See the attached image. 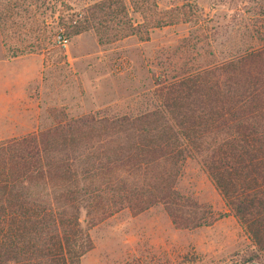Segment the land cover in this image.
<instances>
[{"label": "trees", "instance_id": "1", "mask_svg": "<svg viewBox=\"0 0 264 264\" xmlns=\"http://www.w3.org/2000/svg\"><path fill=\"white\" fill-rule=\"evenodd\" d=\"M191 5L158 9L155 0H93L69 12L65 0H0V40L13 57L44 49L58 28L67 36L91 28L98 43H107L133 34L146 39L152 27L183 21L191 22L181 37L187 43L203 34L201 15H187ZM254 31L257 44L222 60L181 62L174 78L157 87L154 108L111 117L88 112L0 139V264H80L92 247L88 226L123 207L139 211L160 202L174 227L210 224L218 215L175 187L190 150L200 154L248 235V258L259 257L264 23Z\"/></svg>", "mask_w": 264, "mask_h": 264}, {"label": "rangeland", "instance_id": "2", "mask_svg": "<svg viewBox=\"0 0 264 264\" xmlns=\"http://www.w3.org/2000/svg\"><path fill=\"white\" fill-rule=\"evenodd\" d=\"M91 1L65 0L69 12ZM183 1L192 4L187 15L200 14L203 23V34L187 43L181 37L191 22L183 21L152 27L146 39L133 34L107 43H98L91 28L69 36L55 28L66 35L65 47L51 36L44 49L13 57L0 40V139L88 112L142 113L160 104L156 89L174 78L181 62L222 60L257 44L254 28L264 23L257 8L264 9V0H155L158 9ZM175 187L218 216L208 225L177 228L160 202L139 211L120 208L88 226L92 247L80 264H264V252L248 258L251 241L196 151L181 160Z\"/></svg>", "mask_w": 264, "mask_h": 264}, {"label": "built area", "instance_id": "3", "mask_svg": "<svg viewBox=\"0 0 264 264\" xmlns=\"http://www.w3.org/2000/svg\"><path fill=\"white\" fill-rule=\"evenodd\" d=\"M67 37L62 31H57L56 34L54 35V41L57 45L61 47H65L67 44Z\"/></svg>", "mask_w": 264, "mask_h": 264}]
</instances>
